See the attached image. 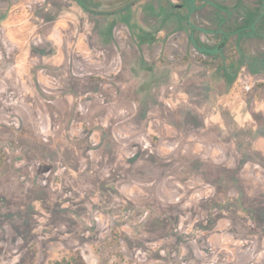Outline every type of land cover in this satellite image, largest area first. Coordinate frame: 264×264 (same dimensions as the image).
Returning a JSON list of instances; mask_svg holds the SVG:
<instances>
[{
	"label": "rangeland",
	"instance_id": "rangeland-1",
	"mask_svg": "<svg viewBox=\"0 0 264 264\" xmlns=\"http://www.w3.org/2000/svg\"><path fill=\"white\" fill-rule=\"evenodd\" d=\"M244 1L218 51L163 0H0V264H264Z\"/></svg>",
	"mask_w": 264,
	"mask_h": 264
},
{
	"label": "flooded vegetation",
	"instance_id": "flooded-vegetation-1",
	"mask_svg": "<svg viewBox=\"0 0 264 264\" xmlns=\"http://www.w3.org/2000/svg\"><path fill=\"white\" fill-rule=\"evenodd\" d=\"M135 3V2H134ZM163 6L160 8V16L169 19L171 14L174 11L181 12L180 15H176L177 19L182 21V24H196L200 19L206 17L209 19L210 23L221 25L214 29L212 32L219 35L220 42L216 44V49L220 51L222 45L230 37V32L224 28V25H230V22L233 18V12L235 8L247 9L246 2L244 0H237L234 4L231 3V0H184L183 2H173L172 0H163ZM153 6H149L151 12H155L152 9ZM130 8L127 7V9ZM249 8V7H248ZM159 11V10H158ZM185 12V14H184ZM246 14L245 20L239 22L240 31L243 32L237 36H258L260 31L264 30L262 24L260 23L261 18L264 17V0H256L255 7H252L251 11ZM245 15V13H244ZM130 15L128 14V18ZM123 18V17H122ZM128 18H124L126 23ZM242 19V17H241ZM236 20H234L235 22ZM183 27L180 29L182 30ZM230 30V29H229ZM167 38V37H165ZM192 38V37H191ZM193 39V38H192Z\"/></svg>",
	"mask_w": 264,
	"mask_h": 264
},
{
	"label": "trees",
	"instance_id": "trees-1",
	"mask_svg": "<svg viewBox=\"0 0 264 264\" xmlns=\"http://www.w3.org/2000/svg\"><path fill=\"white\" fill-rule=\"evenodd\" d=\"M67 264H83V262L81 261V259H78V258H74L73 257L72 259H70V261H68Z\"/></svg>",
	"mask_w": 264,
	"mask_h": 264
}]
</instances>
